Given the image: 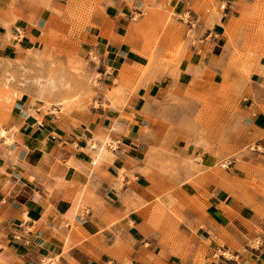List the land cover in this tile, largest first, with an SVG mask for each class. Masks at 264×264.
Segmentation results:
<instances>
[{
	"label": "crops",
	"instance_id": "crops-1",
	"mask_svg": "<svg viewBox=\"0 0 264 264\" xmlns=\"http://www.w3.org/2000/svg\"><path fill=\"white\" fill-rule=\"evenodd\" d=\"M229 3L232 12L233 2ZM14 13L18 19L12 41H0L1 64L38 49L47 9L17 0ZM126 17L121 10L111 13L107 37L93 36L91 28L82 33L99 58L91 69L104 70L98 72L96 106L66 113L59 103H46L58 98L62 86L47 96L38 92L41 80L25 84L18 82V76L11 80L10 86L17 92L3 127L6 137H0V264H193L185 259L189 255L183 260L175 254L158 255L153 247L158 249L161 234L138 212L141 202L153 200L159 182L153 181V185L135 171V163L144 146L157 137L159 111L151 103L164 94L171 77L154 79L151 89L142 85L129 101L121 102L126 92L120 83H107L114 79L106 75V69L118 74L124 67L141 64L127 41ZM218 36L210 31L202 38L205 56L200 62L204 65L215 57ZM255 79L259 87L248 88L249 101L240 110L246 130L242 141L254 139L264 156V66ZM112 89L119 93L113 95L119 99L113 106L106 98ZM115 122L117 127L112 130ZM103 136L121 142L112 159L99 148H90L91 142H99ZM232 137L236 141L235 134ZM95 157L99 159L93 165ZM122 168L125 174L120 182ZM127 174L135 179L131 184ZM172 183L166 182L163 188L173 189ZM230 189L231 185L224 189L215 184L204 189L184 187L179 193L187 196L189 206L176 207L184 218L177 227L187 237L192 229L194 240L202 243V264H260L264 239L255 249H248L245 243L257 238L255 227L262 224L258 219L252 222L249 208ZM143 243L151 245L147 249L150 259L143 254ZM232 243L244 250L230 248ZM228 249L232 258L217 253Z\"/></svg>",
	"mask_w": 264,
	"mask_h": 264
},
{
	"label": "rangeland",
	"instance_id": "rangeland-1",
	"mask_svg": "<svg viewBox=\"0 0 264 264\" xmlns=\"http://www.w3.org/2000/svg\"><path fill=\"white\" fill-rule=\"evenodd\" d=\"M16 1L0 0V41L10 42L14 37L18 19L14 13ZM229 1L233 2L232 12L228 10ZM27 3L43 5L47 16L39 30L38 49L15 62L0 63V137H6L1 131L5 132L9 103L17 92L10 86L16 76L19 83L25 84L43 80L50 73L55 75L62 92L46 103H59L63 112H83L97 105V80L101 77L98 72L102 69L99 66L91 69L99 58L89 49L82 33L91 28L95 31L93 36L99 33L107 37L111 13L121 10L127 15V41L141 58L137 68L124 67L118 74L106 69V75L114 79L112 82L108 79L107 83L121 84L120 89L126 92L121 102L129 101L136 88L150 85L151 89L154 79L171 77L164 94L151 103L159 111L157 137L144 146L134 169L153 185V181L159 182L153 200L141 202L138 207L142 217L154 223L153 227L161 234L158 249H153L158 255L175 254L180 260L191 255L185 259L193 264L203 263L204 246L194 240L192 229L189 228V237L180 232L177 226L184 218L176 207L189 206L187 196L186 200L179 193L184 187L204 189L209 184L224 189L231 185L234 190L229 191L249 208L252 222L258 219L262 224L255 227L257 238L245 246L260 247L264 239V156L254 139L242 141L246 130L240 110L249 101L248 88L258 86L255 78L264 66V0H27ZM210 31L219 36L215 57L210 65H204V61L200 62L205 56L202 38ZM115 91L106 94L112 106L119 102L113 96L119 94ZM113 141L111 137L105 141L100 138L95 142L96 148H102L108 153L106 157L112 159L119 149L113 150L116 147ZM124 174V169H120V182ZM127 175L131 184L135 179L132 174ZM166 182H173L174 188H163ZM167 223H171L169 227ZM150 248L151 245L143 243V254L149 259ZM230 248L244 250L234 243ZM217 253L233 257L229 249ZM259 262L264 264V255Z\"/></svg>",
	"mask_w": 264,
	"mask_h": 264
},
{
	"label": "bare ground",
	"instance_id": "bare-ground-1",
	"mask_svg": "<svg viewBox=\"0 0 264 264\" xmlns=\"http://www.w3.org/2000/svg\"><path fill=\"white\" fill-rule=\"evenodd\" d=\"M127 69V67L125 68ZM38 85H39V94L40 95H47V96H50L52 93H54L55 90L61 88V83L59 82L58 78L55 77V75H53L52 73L48 74L43 80L41 81H38ZM117 127V122H115L113 125H112V130L113 129H116ZM2 130V129H1ZM5 132L4 131H1V134L3 135ZM103 141H105L107 139L106 136H103L101 138ZM90 147L91 148H96V144L94 142H91L90 143ZM99 152H102L103 149L102 148H99L98 149ZM98 157H95V159L92 160V164H96V162L98 161Z\"/></svg>",
	"mask_w": 264,
	"mask_h": 264
},
{
	"label": "built area",
	"instance_id": "built-area-1",
	"mask_svg": "<svg viewBox=\"0 0 264 264\" xmlns=\"http://www.w3.org/2000/svg\"><path fill=\"white\" fill-rule=\"evenodd\" d=\"M113 142L116 144V147L113 148V150H114V149H118L119 146L121 145V142H120L119 140H114ZM257 148H258V147H257ZM258 149H259V148H258Z\"/></svg>",
	"mask_w": 264,
	"mask_h": 264
}]
</instances>
